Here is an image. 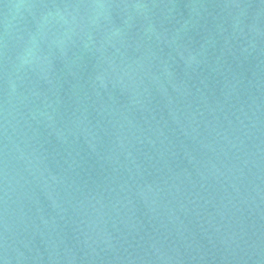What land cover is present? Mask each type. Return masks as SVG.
I'll list each match as a JSON object with an SVG mask.
<instances>
[{
  "label": "water",
  "instance_id": "obj_1",
  "mask_svg": "<svg viewBox=\"0 0 264 264\" xmlns=\"http://www.w3.org/2000/svg\"><path fill=\"white\" fill-rule=\"evenodd\" d=\"M0 264H264V0H0Z\"/></svg>",
  "mask_w": 264,
  "mask_h": 264
}]
</instances>
